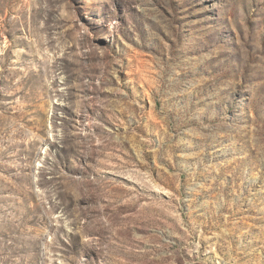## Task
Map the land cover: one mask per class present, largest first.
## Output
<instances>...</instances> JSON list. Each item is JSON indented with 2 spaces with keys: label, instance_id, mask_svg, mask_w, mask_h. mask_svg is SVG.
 <instances>
[{
  "label": "rangeland",
  "instance_id": "rangeland-1",
  "mask_svg": "<svg viewBox=\"0 0 264 264\" xmlns=\"http://www.w3.org/2000/svg\"><path fill=\"white\" fill-rule=\"evenodd\" d=\"M0 264H264V0H0Z\"/></svg>",
  "mask_w": 264,
  "mask_h": 264
}]
</instances>
